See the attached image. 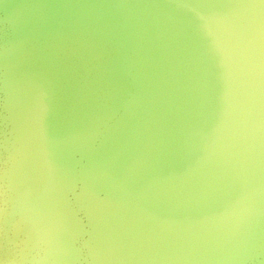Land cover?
<instances>
[{"label":"clouds","instance_id":"1","mask_svg":"<svg viewBox=\"0 0 264 264\" xmlns=\"http://www.w3.org/2000/svg\"><path fill=\"white\" fill-rule=\"evenodd\" d=\"M0 264H264V0H0Z\"/></svg>","mask_w":264,"mask_h":264}]
</instances>
